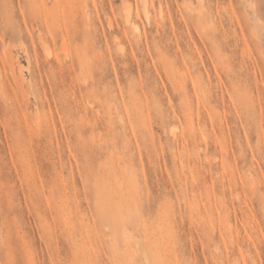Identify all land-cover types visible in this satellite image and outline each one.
Returning a JSON list of instances; mask_svg holds the SVG:
<instances>
[{
  "label": "rangeland",
  "instance_id": "rangeland-1",
  "mask_svg": "<svg viewBox=\"0 0 264 264\" xmlns=\"http://www.w3.org/2000/svg\"><path fill=\"white\" fill-rule=\"evenodd\" d=\"M143 2L0 0V264H264V0Z\"/></svg>",
  "mask_w": 264,
  "mask_h": 264
},
{
  "label": "bare ground",
  "instance_id": "bare-ground-1",
  "mask_svg": "<svg viewBox=\"0 0 264 264\" xmlns=\"http://www.w3.org/2000/svg\"><path fill=\"white\" fill-rule=\"evenodd\" d=\"M143 1H144V2H143L142 12H143V9H144L145 12H143V13H144V15H146V16H144V17L147 18V17H148V15H147V10H148L149 8H148V5H146V4H147V0H143ZM148 13H149V12H148ZM135 14H136V16L139 15L137 9H136ZM131 16H132V13H131V10H130V6H128V12H127V19H126V21H127L128 23H130V25H132V27L134 28L135 31L138 32V31H139L138 23L135 22V20H133V19L131 18ZM13 65H14V64H13ZM13 68H14V67H13ZM11 71H12V70H11Z\"/></svg>",
  "mask_w": 264,
  "mask_h": 264
}]
</instances>
